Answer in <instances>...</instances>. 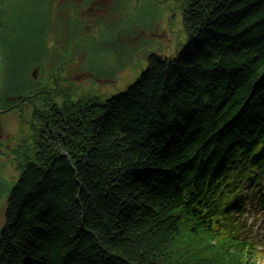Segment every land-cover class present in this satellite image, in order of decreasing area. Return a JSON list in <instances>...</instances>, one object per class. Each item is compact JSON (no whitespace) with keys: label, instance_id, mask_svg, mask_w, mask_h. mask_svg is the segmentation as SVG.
I'll use <instances>...</instances> for the list:
<instances>
[{"label":"trees","instance_id":"1","mask_svg":"<svg viewBox=\"0 0 264 264\" xmlns=\"http://www.w3.org/2000/svg\"><path fill=\"white\" fill-rule=\"evenodd\" d=\"M182 2L180 51L151 54L104 102L69 104L63 92L60 120L47 116L61 102L43 89L52 77L22 70L33 52L11 43L0 107L19 96L16 120L32 130L14 151L0 140L1 165L21 173L0 264H264L241 234L247 203L238 200L264 175V0ZM7 5L0 0L1 42L38 20L7 15ZM125 31L108 49L135 44Z\"/></svg>","mask_w":264,"mask_h":264},{"label":"rangeland","instance_id":"2","mask_svg":"<svg viewBox=\"0 0 264 264\" xmlns=\"http://www.w3.org/2000/svg\"><path fill=\"white\" fill-rule=\"evenodd\" d=\"M22 1L23 0H8V2L12 4ZM44 1L45 4L48 3V7H50L52 2L58 0ZM175 2H177L175 7L170 8L167 2L163 0H141V2L139 0H127V5L119 12L120 16L118 18L121 19V22L132 16L134 11H136L137 16L139 15V18L142 15L145 18L144 20H146V24L142 25L136 32L141 38L138 39L139 41L134 42L135 44L133 46L123 44V46H118L115 49H108L107 45L112 42V40L116 39L115 36L110 35L114 28H105L104 26L94 27L91 26V22H89L87 27H91V30L93 29L92 34H95L89 38H83L80 33L82 29H80V39L77 40L75 45L74 56L70 52L73 49L69 47L70 44H68V50L70 51L66 53L63 52L64 59L61 60V62L69 61L66 65L70 67L69 69L74 71L70 72L69 70L67 71V69L60 70L55 68L52 69V71L48 70L47 66L52 64L53 60H59L56 58L59 51L58 47L51 45L47 46V53H45L46 51L43 52V56L37 62L40 64L37 66V69L41 72L40 67L42 65L43 70L41 74L51 75L50 77L52 78H46L45 81L53 80L54 78H58V80L62 79L61 81L63 84L59 88L60 90L56 91V93L60 94L56 96L59 101L63 100L62 93L68 92L71 94L66 96L67 98L64 96V99H66L69 104L78 103L80 101H83V103L91 101L104 102L106 99L124 90L128 85L134 83L139 78L147 68L149 56L151 54L164 52L167 56H170L180 51L187 43L188 33L184 25L183 2L182 0H175ZM134 5L137 7V10H134ZM24 7L25 6L17 8L16 12L22 11L25 13L24 16H26L25 19L28 23H30V20L35 18V16L40 15L37 11L38 5L34 4L32 7ZM15 10L16 9H14V12ZM61 13H64L63 5H56L48 8V23H53V19L55 18L60 21ZM18 14L19 13H16L15 16L17 17ZM69 14H71V16L73 15L72 9H70ZM76 33H78V31ZM162 35L164 36L162 37ZM46 37H48V32ZM49 44H53V42ZM116 50H118V52ZM120 52L124 54L127 59L126 61L123 62V60L120 59ZM81 56H86V60L82 59ZM63 66H65V64H63ZM66 73L71 75L69 78L70 80L62 78ZM74 75H76V77H73ZM7 78L8 76L6 74L2 76L3 83L1 82V86H6ZM52 91L54 92V90ZM16 116L17 111H13L7 115V120L11 118L7 127L9 126L15 129L18 135L17 138L20 137V139L22 130L26 129V137H28L32 130L31 123L23 122L22 124L21 122L19 125ZM4 142L6 144L8 140H4ZM7 159L9 162L11 158L7 157ZM4 162V159L0 160V230L4 225L8 195L21 174L16 165L12 163L1 165ZM246 192L247 189L243 193V198ZM257 209L258 206L255 208L249 207L248 209L247 215L250 217L249 226H252L254 229V233L250 232L249 234L248 231V235L251 239L258 241V243L264 247V214L261 210Z\"/></svg>","mask_w":264,"mask_h":264},{"label":"flooded vegetation","instance_id":"3","mask_svg":"<svg viewBox=\"0 0 264 264\" xmlns=\"http://www.w3.org/2000/svg\"><path fill=\"white\" fill-rule=\"evenodd\" d=\"M130 1V0H129ZM141 2V0H139ZM167 2V5L170 8H174L176 3L175 0H163ZM4 3H7L9 9L7 15L14 11V9L17 10V8L25 6L26 7H32L34 4L38 5V20L34 24V28L28 27L29 33L23 37L20 38V36H9L5 37L3 41H0V47H1V56H2V65H1V72L7 74L13 69V64L11 63V55H12V48L11 43H27L30 45V49L28 50V53L33 52V56H30L26 58L25 64H23L22 70H26L31 74L32 76L38 78L42 76L50 77V74H44L42 75L41 72L43 70V67L41 65L40 70L37 69V66L40 65L37 63L39 59L43 56V52L47 53V46H56L58 47L59 51L57 53L56 58L59 60H53L52 64H49L47 66L48 70L52 71V69H67L70 72L74 71L69 69L70 67H67L66 63H69V61L61 62V60L64 59L63 52H68V44H70L69 47H72V55L75 54V45L77 43V40H79V34H82L83 38H89L92 35L91 27H87V24L91 22V26H104L105 28L111 27L114 28L111 31L110 35L115 36V40L122 41L123 38H127L125 36V33L123 34V31L128 29L126 32L127 35H130L129 38L133 39L134 42L139 41L141 37L137 35V31L142 27V25L146 24L145 18L141 15L139 18V15L137 16L136 11L132 13V16L128 17L125 21L121 22V19L118 18L120 16V13L125 6L127 5V0H58L51 3V6L56 5H63L64 7V13L60 14V21L58 19H53V23H48L49 19L47 16V11L49 4H45L44 0H23L19 3H9L8 0H3ZM48 7V8H47ZM70 9L73 10V15L69 14ZM15 10V11H16ZM134 10H137V7L134 5ZM136 14V15H135ZM6 15V16H7ZM9 18V16H7ZM149 22V21H148ZM49 25V26H48ZM10 29V26L8 27ZM93 28V27H92ZM80 29H82L80 31ZM86 30V31H85ZM134 30V32H133ZM8 32V30H6ZM78 31V33H76ZM48 32V37L47 36ZM76 33V34H75ZM138 37H137V36ZM164 35H162L163 37ZM50 42H53V44H49ZM65 44V45H64ZM67 45V46H66ZM161 53V52H158ZM156 54V53H153ZM150 57V56H149ZM73 58V57H72ZM82 59L86 60V56H81ZM59 64V65H58ZM65 64V66H63ZM71 75L66 73L62 78H65L66 80H70L69 78ZM73 77H76L74 75ZM43 80V79H42ZM46 80V79H45ZM62 80V79H61ZM61 80H58V78H54L53 80L45 81L43 89L51 92L59 91L60 87L62 86L63 82ZM53 88V89H52ZM5 102H7V106L0 107V110L8 109L5 112L0 113V140H8L6 143L7 148L9 151H14L15 147H20L21 144L27 143V139L29 140L30 135L26 137V129L22 130L21 142H15L18 135L15 132V129L10 128L8 123L10 122V119L7 120V115H9L13 111H18L22 106L23 99H19V96L17 95H9L6 96V98L3 99ZM66 100V99H65ZM63 101V100H62ZM54 103V108L50 106V110L47 111L49 115L48 117H55V120H60L61 118L62 110L61 106L63 103ZM65 103L67 101H64ZM25 106H27V103H24ZM19 108V109H17ZM7 127V128H6Z\"/></svg>","mask_w":264,"mask_h":264},{"label":"water","instance_id":"4","mask_svg":"<svg viewBox=\"0 0 264 264\" xmlns=\"http://www.w3.org/2000/svg\"><path fill=\"white\" fill-rule=\"evenodd\" d=\"M161 58H162V56H159V59H161ZM1 65H2V56H1V47H0V72H1ZM7 110H9V108L5 109V110H0V113L5 112Z\"/></svg>","mask_w":264,"mask_h":264}]
</instances>
